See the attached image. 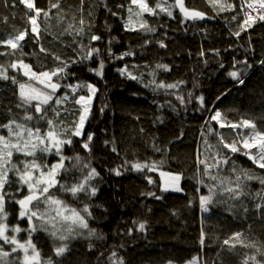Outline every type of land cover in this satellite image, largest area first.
<instances>
[{"label": "trees", "instance_id": "1", "mask_svg": "<svg viewBox=\"0 0 264 264\" xmlns=\"http://www.w3.org/2000/svg\"><path fill=\"white\" fill-rule=\"evenodd\" d=\"M35 2L37 7L49 11L48 18L43 15L38 18L41 28L38 41L31 33V25L25 16L28 10L24 5L19 4L18 0H0V53H5L0 55V65L7 70L9 77H15L19 83L43 88L36 81H29L22 69L10 68L12 62L23 60L39 73L57 67L59 61L53 59V54L68 62L78 58L80 49L73 43V36L60 33L69 24L78 25L81 15L93 22L92 32L102 37L100 41L92 42L94 47L101 50L100 57L70 64L68 71L75 76L60 81L61 84L90 82L98 89L93 99L92 115L85 124L84 136L74 138L73 145L65 146L64 149L65 156L79 155L96 169L99 175L91 183L98 191L90 199L80 193L76 200L58 187L52 192L77 209H82L85 203L89 204L92 213L88 219L89 227L96 229L105 239H85L87 231L83 230V236L70 240L69 251L58 258L52 250V239L41 231L34 234V242L42 259L52 257L54 264H106V257L115 250L126 264H169V261L172 264H187L193 258H197L198 264H242L246 256L252 255L264 260L256 247L237 243L233 251H228L229 246L223 245L224 239L240 232L248 238L245 243L254 242L264 251V213L255 207L257 203H264L261 199L264 186L257 179L246 181V191L251 195L239 201H230L235 205L231 210L228 204L215 203L211 211L205 214L201 212L199 197L207 195L208 189L197 183V177L202 175L203 169L201 165V171L198 172L197 156L205 152L204 137L211 144L217 142L216 136L208 134V124L223 133L228 142L236 134L231 128L221 129L215 121H210L215 110H220L232 122L249 119L256 123L258 131H264V64L260 63L264 61V21L257 19L251 28L241 31L239 25L243 23L244 16L240 11V0H228L236 9L224 12L214 10L210 0H184L187 8L204 12L205 19L184 20L176 8L171 9L172 17L165 13L156 16L145 13L144 18L156 31L144 33L126 31L124 28L128 0H84L83 6L80 0H59L58 9L50 8V4L57 0ZM148 3L155 7L157 0H148ZM120 4H125V8H118ZM167 4L174 3L167 0ZM109 9L118 15H111ZM89 11L92 13L90 17ZM234 15L237 16L235 20L232 19ZM61 16L63 20L58 23ZM4 17H7V22H4ZM25 30L28 35L20 43L26 55L22 56L3 41ZM237 31L240 32L239 36L233 34ZM76 39L79 41L81 38ZM110 39L111 44L108 43ZM146 40L150 43L145 45ZM159 41H163L166 46L160 47ZM83 43H88V37L83 38ZM41 47L47 52H41ZM109 47L115 56L129 50L133 55L125 56L123 60L115 59V56L109 58ZM202 51L203 56L200 54ZM101 58L104 60L102 78L89 71L99 66ZM234 58L235 61L246 60L251 65L242 72L243 84L227 75L229 71L235 70ZM158 63L167 64L171 70L157 69ZM221 63L223 68L220 67ZM126 65L134 75L143 73V83L120 74L118 69ZM235 68L243 70L245 65L236 64ZM153 70L157 82L183 83L175 89L153 91L152 87L144 86L153 79L150 75ZM19 91L18 83L14 84L11 79H0V124L12 118L22 122L25 110L16 106L21 103ZM66 91L61 88L57 95H63ZM189 93H192L191 102ZM81 94L86 95V90ZM177 96L184 98L183 104ZM199 96L204 97L203 108L195 99ZM60 107L61 118L70 123L74 117L63 110L78 106L65 103ZM102 107L103 113L100 111ZM29 111L35 115L34 108ZM48 116L52 118L54 114L49 111ZM33 121V126L47 129L46 121ZM88 133H94L91 153L81 147ZM113 145L116 151L112 150ZM229 154L238 174L244 169L256 177L264 176V169L253 164L247 156ZM57 159L54 155L46 157L49 163ZM125 161L128 163L125 164ZM41 162H44V158ZM73 163L66 161V166L72 168ZM133 163L155 165V169L180 174L182 193L162 192L159 175L147 169L134 170L131 167ZM118 166L120 175L111 171ZM230 168L231 165L226 166L221 175L232 176ZM81 176L79 170L72 169L66 174L62 173L59 179L61 183L71 184ZM146 177H150L153 183L150 184ZM203 179L211 183L207 177ZM17 187L13 185L6 191L19 197ZM23 191L27 194L26 188ZM149 192L162 198L157 200L147 195ZM40 207L43 209V204ZM245 207L247 212L244 211ZM6 210L9 212V225H15L19 206L9 202ZM133 220L146 221L145 231H133L128 235V229L135 228ZM20 225L26 228L27 221H21ZM202 228L206 233L203 246L199 242ZM20 238L26 239L27 234L20 233ZM55 243L58 245L60 241ZM89 243L95 245L91 251L88 249ZM101 252L104 256L98 261ZM249 264L252 262L249 261Z\"/></svg>", "mask_w": 264, "mask_h": 264}, {"label": "snow or ice", "instance_id": "2", "mask_svg": "<svg viewBox=\"0 0 264 264\" xmlns=\"http://www.w3.org/2000/svg\"><path fill=\"white\" fill-rule=\"evenodd\" d=\"M18 3L24 5L28 10L25 16L27 17V22L31 25V33L35 35L38 41L41 32L38 18L41 15L48 18L49 11L37 7L35 0H18ZM80 3L83 6L84 0H80ZM210 3L214 10L218 9V12L235 11L236 9V6L233 3H229L228 0H210ZM165 5H167V0H157L155 7H151L148 0H128L126 5L128 15L124 23L125 30L141 31L144 33L155 32V27L149 25V22L144 18V14L156 16L160 13H165L167 16L172 17L173 12L171 9L176 7L179 8L185 19L196 20L205 18L204 12L187 8L184 0H175L174 4ZM59 7V0L56 3L50 4V8L52 9H58ZM117 7L125 8V4L117 5ZM157 9H159V12H157ZM248 10L258 12V16L251 15ZM109 11L113 16L118 15L117 12L111 9ZM240 11L244 14V20L239 27L241 31H246L256 23L257 19L264 21V0H254V2L240 0ZM32 13H35V15H32ZM91 15L92 13L89 11L88 16L90 17ZM232 19H237V16L234 15ZM61 20H63L62 16L58 18V23ZM4 22H7V17H4ZM93 26L91 20H86L81 15L78 25L69 24L60 33V35L67 34L73 36V43L79 46L80 55L77 59L68 62L62 60L60 56L53 54V59L59 61V64L53 70L37 73L33 71L31 65L24 63L23 60L9 64V67L14 70L23 69V75L29 77V81H36L38 84L43 85V88L35 87L30 83H19L15 77H9L7 70L0 65V79H11L14 84H19V99L21 103L16 106L18 108L23 107L25 110L22 122L12 118L6 123L0 124V130H3L0 131V264H54L52 257H49L47 260L42 259L41 253L34 242V234L41 231L52 239V250L54 256L58 258L63 257L69 251L70 240L83 236V230L87 231L85 239L90 240L93 237L98 240L105 239L102 234L97 233L96 229L89 227L88 219L92 217L89 204L85 203L82 209H77L55 196L52 192L53 189L58 187L61 191L71 194L72 198L76 200L80 193H84L90 199L98 191V188L91 181L99 173L95 168L90 166V162H85L84 158L79 155L75 157L64 155L65 146L71 147L74 138L84 136L85 124L92 115L93 99L98 89L92 83L84 81H78L75 84L60 83V81L67 79L69 76H75L74 73L68 71L70 64L82 63L84 60L100 57L101 50L94 47L92 42L100 41L102 37L92 32ZM233 34L239 36L240 32L237 31ZM27 35V30L20 31L18 35L10 37L6 41H3V43L7 44L14 51H19L23 56L26 53L23 52V45L20 42L25 40ZM76 37H80L81 39L78 41ZM84 37H88L87 44L83 43ZM111 42L112 40L110 39L108 43L111 44ZM148 43L150 41L146 40L145 45ZM158 43L160 47L166 46L163 41H159ZM40 51L46 53L47 49L41 47ZM200 54L203 56V51ZM0 55H5V53H0ZM108 55L109 58L115 56L110 47L108 48ZM130 55H133L131 50L122 53L120 56H115V59L123 60L125 56ZM260 63L264 64V61ZM236 64L245 65V69H236ZM220 67H224L223 63H221ZM250 67L251 65L246 60L235 61L234 58L233 68L235 70L229 71L227 75L239 84H243L242 72ZM156 68L163 71L171 70L167 64L158 63ZM103 69L104 60L101 58L99 66L97 68H90L89 71L102 78ZM118 71L122 76L127 75L129 79L143 83V73L140 76L134 75L127 65L118 69ZM150 75L153 79L148 81L144 86L152 87L153 91L157 89H175L183 83V81L169 84L163 81L157 82L155 70ZM54 77L56 78L55 81L53 80ZM61 88L68 91L63 95H57L58 90ZM84 90L87 92L86 95L81 94ZM176 98L182 104L184 103L183 97L177 96ZM191 98L192 93H189V102H191ZM195 99L200 103L201 108H203L204 97L199 96L195 97ZM217 99L219 100L220 97H217ZM33 101H37V103L33 104ZM65 103H72L74 106H78L73 109L63 110L74 117L70 123H66L61 118L60 106ZM30 108H34L35 115L29 111ZM49 111L54 114L52 118L48 116ZM100 111L103 113L104 108L102 107ZM33 120L46 121L47 129L42 130L39 126H33L30 123ZM210 121H215L221 129L229 127L236 134L231 142H228L223 133L216 131L210 123L208 124V134L216 136L217 142L211 144L207 137H204L205 152L199 153L197 156L198 172L201 171L200 166L203 165L202 175L197 177V183L208 189L207 195L202 194L199 197L202 213L210 212L211 206L215 203L228 204L229 210H231L235 205L234 203H229L230 201H239L242 197L251 195V193L246 191V181L257 179L264 186V176L256 177L250 171L244 169H241L238 174L235 162L229 154L239 153L245 155L253 164L264 169V131H258L256 123L249 119H243L238 123L227 120L220 110L214 111V114L210 116ZM243 129H249L250 131L244 132ZM202 136H204L203 133ZM93 139L94 133H88L86 140L81 143V147L89 153L92 151ZM105 143L109 142L105 141ZM112 150L116 151L114 145ZM156 150L159 151V149ZM49 155L58 157L56 162H47L46 157ZM17 157H22V159ZM42 158H44V162H41ZM209 160H211V163ZM66 161H74L72 168L66 166ZM127 163L125 161V164ZM229 165H231L230 171L232 176L221 175L225 171V167ZM131 167L137 171H143L144 169L154 171L156 168L155 165L140 163H133ZM119 168L120 166L111 171L115 172L116 175H120ZM72 169L79 170L82 173L81 178L71 184L61 183L59 178L62 173L66 174ZM85 169H87L86 172ZM162 175L169 176L172 190L177 192L182 190L179 187L180 174L162 173ZM203 177H207V180L211 181V183H207ZM146 178L150 184L153 183L150 177ZM13 185H18L16 192L19 193V197L14 193L6 191V188ZM25 188L27 189V194H24L23 189ZM168 190L169 187L167 185L161 189V191ZM197 191L199 192L200 189L198 188ZM147 195L157 200L162 198L154 192H149ZM257 195L260 194L257 193ZM220 197L224 199L220 200ZM261 199L264 200V196H261ZM9 202L19 206L18 216L16 217L17 223L11 226L8 223L9 212L6 210V204ZM41 204L44 206L43 209L40 207ZM255 207L264 213V203H257ZM244 211L247 212L248 209L245 207ZM24 220L27 221L26 228L20 225V222ZM146 224V221L138 222L133 220L135 228H129L127 234L131 235L133 231L144 232ZM22 232L27 234L26 239L22 240L20 238V233ZM205 239L206 233L202 228L199 241L202 246L205 244ZM246 240L248 238L243 233L236 232L227 239H224L223 245L229 246L228 251H233L237 243L245 247H256L257 253L260 256H264V251H261V247H257L254 242L245 243ZM56 241H60V243L57 245ZM120 247H123V245H120ZM94 248V244H88L90 251ZM18 253H22V255H17ZM103 256L104 253L101 252L97 260L100 261V258ZM249 261L252 264H264V260H258L256 255L246 256L242 264H249ZM101 264H104V262H101ZM106 264H126V262L123 257L113 250L106 257ZM169 264H172V262L169 261ZM187 264H197V258H193Z\"/></svg>", "mask_w": 264, "mask_h": 264}, {"label": "rangeland", "instance_id": "3", "mask_svg": "<svg viewBox=\"0 0 264 264\" xmlns=\"http://www.w3.org/2000/svg\"><path fill=\"white\" fill-rule=\"evenodd\" d=\"M167 5H169V4H167ZM167 5H165V6H167ZM22 71H23V69H22ZM26 77H27V76H26ZM26 91H27V89H26ZM33 102H34V103H37V101H33ZM33 122H37V123H39L38 120L33 121ZM30 123H31V122H30ZM213 136H214V135H213ZM205 148H206V145H205V143H204V144H203V150H204V151H205ZM154 172L157 173V174L159 175L160 183H161V189H163L166 185L169 187V190H168V191H162V192H170V193H178V194L182 193V190L179 191V192L172 190V188H171V182H170V180H169V176H168V175H162V173H165V174H172V175H175V174H178V173L165 172V171L160 170V169H155ZM181 181H182V176H181V180L179 181V187H180V188H181ZM205 214H207V213H205ZM197 264H198V262H197Z\"/></svg>", "mask_w": 264, "mask_h": 264}, {"label": "water", "instance_id": "4", "mask_svg": "<svg viewBox=\"0 0 264 264\" xmlns=\"http://www.w3.org/2000/svg\"><path fill=\"white\" fill-rule=\"evenodd\" d=\"M172 1H173V3H175V0H172ZM176 9H177V11L179 12V14L181 15V17H182L184 20L193 21V20H191V19H185L184 16H183V14L180 12L179 8L176 7ZM204 19H205V18H203V19H198V20H204ZM196 20H197V19H196Z\"/></svg>", "mask_w": 264, "mask_h": 264}, {"label": "built area", "instance_id": "5", "mask_svg": "<svg viewBox=\"0 0 264 264\" xmlns=\"http://www.w3.org/2000/svg\"><path fill=\"white\" fill-rule=\"evenodd\" d=\"M248 2H251V1H248ZM250 12L251 15L253 16H258V12H253L251 10H248ZM242 15L244 16L243 12H242Z\"/></svg>", "mask_w": 264, "mask_h": 264}]
</instances>
